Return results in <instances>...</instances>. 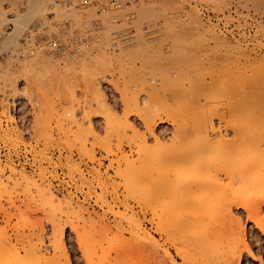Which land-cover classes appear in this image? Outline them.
<instances>
[{"label":"rangeland","instance_id":"374dc122","mask_svg":"<svg viewBox=\"0 0 264 264\" xmlns=\"http://www.w3.org/2000/svg\"><path fill=\"white\" fill-rule=\"evenodd\" d=\"M253 1L139 0V3L133 7L137 18L136 29L139 28L142 35L146 34L145 36L141 35L142 41H138L140 38V31L138 30L133 34L134 37L132 35L129 38V40L134 39V41H130L129 46H125L117 55L96 56L90 54V56H83L81 54L82 56L77 55L73 56L74 58L64 59L58 58L52 52L48 53L38 48L28 53L21 43V38L25 29L31 23L46 19L49 12L54 11L53 17L57 20L65 18L67 13H64L63 10H55L52 6V0H0V28L5 26L8 20L11 22V26L6 28L5 32L12 30L17 20L25 18L22 29L18 33L17 42H8L9 44L5 43L3 45L1 44L3 36L0 35V232L6 230L8 234V243L6 244L8 248L6 262L8 264H156L155 261L160 258L165 262L163 264H224L227 258L225 251L227 241L219 237L214 239L213 235L207 236L209 240L205 239V236H203L204 241L198 240L197 238L200 239V237H197L198 232L196 231H199V228L203 225L209 224L211 219L215 221V219L220 218V215H217V218H214L216 215H212L214 219L211 215L209 217L210 212L205 210L207 204L211 202L209 199H212V195L216 196L217 194H207L204 189L197 191V188L192 184H188V186L191 185V188H189L185 186V181L192 179V177L196 179L198 174H200L199 177H205L206 175H202L204 172L196 174L190 170L193 163L201 158L198 154L196 155L198 159L194 157L198 153L197 149H200L201 146L204 145L200 151H203L205 147H210L211 150L214 148V153L208 152L209 157L214 156L213 158H217L222 154L223 158V153L219 150L225 152L224 147L227 145L221 144V146H218L220 140L233 138L231 145L238 144L241 139L235 140V136L231 137L230 135H234L232 130L233 127L236 128L235 125H237L236 129L239 128L243 132L246 130L251 131L254 137H260V134H264V95L262 94L264 92V81L262 82L261 79V82L257 83L258 81L255 79L257 78L255 76L261 78V75H264V70L258 73L259 69H256L259 68V63L261 66L264 64V0H255L254 3ZM150 5L156 10L155 14L147 12L146 9ZM202 9L206 12L205 14L201 12ZM165 10L166 14L163 13ZM74 13L78 14L76 11ZM92 15L93 10L91 9L85 15L79 13L82 21L78 23L75 20L74 25L80 26L86 18L88 19ZM172 20L175 24L182 26L178 27L182 30V33L185 30V35L197 36L194 39L191 37V40L193 39L192 45H184L183 48V43L180 45L182 48L178 46L180 50H175L172 49L171 44L161 42L158 45L161 46L159 50L162 49L163 52L161 54L162 63H153L152 65L147 64L142 59L144 57L139 58L132 54V51L138 48L141 42L146 39L149 41L150 37L157 35V32H161L162 28L164 29L163 22L167 24L168 21L169 24L172 23ZM143 24L148 26L150 33L142 30ZM159 27H161V30H159ZM151 29H155L156 32ZM210 30L215 35L222 37L224 43L232 44V49H228L229 46H226L223 49L221 47L219 51H215L217 49L214 48L216 41L208 34ZM199 31L200 33L202 31L201 36L206 34L204 40H202L203 36L200 38L198 35ZM137 33L139 36L136 35ZM104 34L107 35V29L102 30L97 41L104 40L105 37L108 42V36H104ZM136 36L139 38L135 39ZM150 41V43L154 42L153 44H155L158 43L159 39ZM133 42L139 46L136 47ZM150 43L148 42V44ZM107 45L109 46V43ZM107 45L106 50L110 54ZM144 45L147 44L144 43ZM225 49L230 51L227 52ZM20 50L22 53L24 50L25 53L21 54ZM176 52L178 53L176 54ZM177 55L182 60H178ZM29 59L34 62L30 63L29 67L31 77L26 76V79L25 76L18 74V69L28 63ZM123 60L126 63H123L119 69H115V63ZM40 66H44L48 71L39 73L37 67ZM114 72H117L118 76L113 79V86L119 94L116 93L110 97L97 83V78L106 73L113 75ZM252 78H254V81ZM248 82L249 84L253 83L254 86L253 84L248 85ZM226 83L229 84L228 86L233 85L231 87L233 90L227 88ZM244 84L245 86L248 85V88ZM237 85L242 90L247 88V92L238 90L237 93L235 88ZM93 88L99 91L98 94L101 92L100 94L103 95L108 111L105 108L101 110L96 105L97 103H94L96 100L92 98ZM251 88H255L252 90L253 93H250L253 95L252 97L249 94L246 95L251 91ZM226 90H229L228 92L231 95L233 93L236 98L239 97L240 104L235 103L234 100H237L233 96L230 98V94L226 93ZM175 91L177 92L176 96L172 97ZM200 91L205 94L201 93L203 96L200 95ZM197 92H199L198 95ZM192 94L197 96H192L193 99L197 98L196 100L190 99ZM147 96L158 109H163L165 105L167 108H164V111L162 110L164 113L157 110L159 114L156 112L157 115L155 113L150 115V118H148L150 120L146 121L150 125L149 128L146 127L147 123L142 124L143 121L136 115L139 112L145 113L146 109L144 108L146 106L143 107L140 103L137 107L130 103L123 104L124 101L127 102L134 97L143 101ZM253 98L257 100L258 104ZM251 99L257 104V109H260L261 116H263L262 128L260 122H257L260 120L255 117H253L255 120L251 121V118H247L249 120L246 121V118L243 119L239 115L244 111L243 115L251 116L248 114L254 109L252 111L248 110L250 108L248 106L252 105H249ZM188 100H192V102H189L192 104L195 101L194 105L188 104ZM231 101L232 103H230ZM219 102L221 103L219 104ZM233 102L239 104L241 109H236L235 112V109L231 106ZM171 103L174 106L176 103L179 108L174 107ZM226 108H229V110L231 108L234 111H228ZM257 109H255V113H259ZM217 110H221V114ZM105 111L114 115L116 122L120 123L119 126L123 125L124 122L126 126V122H130L132 128L129 127L130 125L126 126L128 128L122 125L121 128L116 126L114 132L107 134V138L105 136V114L103 113ZM13 113L19 115L18 118L22 121L21 124L15 120ZM102 114L104 117L101 116ZM165 114L167 117H165ZM157 117L162 118V120L158 121L159 118ZM199 117L202 118L201 122ZM209 117L213 122L212 124L211 121L209 122ZM241 118L242 120H239ZM24 120L28 122L26 125ZM113 120L115 121V119ZM205 121L215 129L214 132L208 131L209 135L207 137H209V140H207L209 142H207L205 136L202 139V134L206 135L207 133L202 123ZM188 124L189 126L191 124V126L189 127ZM253 124L260 125L258 129L261 133L254 131V129L257 130V127L254 128L256 125L253 126ZM216 126H218V129ZM244 126L245 129L248 128L246 130L242 129ZM221 127H224V130ZM123 128H125L124 131H122ZM188 128L191 129L192 133L186 130ZM150 130H152V133ZM182 130L184 133H181ZM26 132L28 136L25 135ZM122 132L128 134L124 136ZM152 134L158 137L157 142L155 137L153 139ZM110 135L112 136L110 137ZM73 136H76L77 139ZM172 136L175 137L172 138ZM217 136L222 137V139H217ZM131 137L135 138L136 144ZM137 137L146 142L145 148L144 143L138 140ZM182 137L185 139L180 143ZM262 137V139H260L261 137L258 139L263 140L264 136ZM105 139L109 141H105ZM214 140L219 141L215 142ZM247 140L242 141L243 144L247 141L244 144L246 146L249 145V139ZM211 142H215L214 145L211 146ZM81 144H84V146L82 147ZM138 144L144 150L141 151V146ZM156 144L160 145V151H158L159 148ZM136 145L140 148V153L136 152L138 151ZM194 146L197 148H194ZM193 149L197 152H194ZM27 153L31 158V162H29L30 159ZM137 153L140 154L138 157ZM180 153H187L185 157L191 156L186 163L183 160L184 163L182 162V164L178 159L180 162L177 161L179 163H176L177 167H175L176 165L173 166L172 163H169L167 156L171 158L175 154L176 157H180L182 155ZM157 154L158 156L162 155L163 160L165 162L167 160L169 163H166L167 166H164V169H162L163 166L160 167L161 165L158 164ZM141 155L142 158H140ZM191 157L196 158L195 162ZM225 157L229 161L230 156ZM213 158L211 159L213 160ZM163 160H161V163ZM127 161H131L133 165L127 164ZM27 164L30 168L27 167ZM128 165L130 166L128 167ZM227 166L224 165V167ZM231 166H233L232 162ZM57 167L64 168L71 176L73 173L78 172L77 178L80 179V182L76 183L75 186L78 189L82 185L87 187L85 191L81 190L86 194L83 199H79L71 192L57 193L54 191L49 178L58 177ZM82 167L90 176L87 177L81 172ZM224 167L223 170H218L220 175L224 176L227 172L235 173V170L229 169V171L231 170L229 172L228 169L224 170ZM179 171H182L179 174L180 177L176 173L178 178L173 175L172 182L157 187L155 178L159 175L158 173ZM212 172L214 170L210 173L208 171L209 176L213 174ZM178 179L181 182L182 180L185 181L181 184ZM175 181L182 186L175 183ZM60 182L64 181L60 180ZM43 188L45 189L43 190ZM40 189L46 195L49 193L50 196L55 198V201L58 200L61 204V210L67 209L65 211L69 212L68 217L66 215L59 216L58 214L55 219L62 228L59 248L53 242L56 236L53 232L50 216L44 212L43 208L41 209L42 195L39 198L37 196L39 195L38 192L41 191ZM186 192L187 196H185ZM91 195H94L95 201L99 202V208L86 203V197ZM179 197H182V199ZM203 198V201L207 203L205 205L202 202ZM214 198L216 199V197ZM185 199L189 201H185ZM199 199L201 200L200 205H204V208L198 206L199 201L197 200ZM181 200L182 202H179ZM190 201L196 202L195 206L197 205V207L195 208ZM213 201L214 199H212ZM232 207L233 217L235 216V219H237V216L239 217L240 226L243 225L245 228L246 242H250L249 244L255 252L252 257L242 250L239 255L240 258L233 259L232 263L235 261L236 264L237 260V264H260L258 261V256H260L264 264V234L245 218L243 209ZM194 208L198 211L197 213L194 212ZM192 210L196 214H193ZM192 215L195 217L193 220L196 221V224L199 219L198 225L200 224V226L194 223ZM204 215H207V217ZM203 216L205 219L202 218ZM187 217H191L189 221L192 220L195 224L194 227L189 222V225L187 222H183ZM262 217L264 222V213ZM201 224L203 225L201 226ZM35 226L36 228H34ZM33 230L36 233L38 232V236L33 234ZM45 232L48 233L47 239L50 249L43 246V234ZM256 239L259 242H256ZM65 243L68 246L67 248ZM50 258H52V261H50ZM2 263L5 264V262L0 261V264Z\"/></svg>","mask_w":264,"mask_h":264},{"label":"bare ground","instance_id":"6f19581e","mask_svg":"<svg viewBox=\"0 0 264 264\" xmlns=\"http://www.w3.org/2000/svg\"><path fill=\"white\" fill-rule=\"evenodd\" d=\"M255 1V0H254ZM254 1H253V3H254ZM251 2V1H250ZM159 3H160V1H159ZM153 4V3H152ZM220 8V7H219ZM157 9V8H156ZM233 9V8H232ZM60 10H62V9H60ZM147 12L148 13H150V14H155L156 12V10L154 9V7L152 6V5H150L147 9ZM158 10V9H157ZM160 10V9H159ZM63 11H64V13H67V15L66 16H69V17H71L72 18V20L73 21H77L78 23H80V21H82L81 19L82 18H80V16H79V13L78 14H75L74 13V11H66V10H64L63 9ZM155 12V13H154ZM166 12V10L163 12V13H165ZM169 12V11H168ZM159 13V12H158ZM174 13H176V12H174ZM166 14V13H165ZM197 16V15H196ZM183 17V16H182ZM231 17V16H230ZM170 18V17H169ZM179 18V17H178ZM24 19L25 18H20L19 20H17V23H16V25H15V27L12 29V30H9V31H2V41H1V44H7L8 42H17L18 40H17V36H18V33L20 32V30L22 29V24H23V21H24ZM42 20V19H41ZM191 20V19H190ZM9 21V20H8ZM8 21H7V23H8ZM39 21V20H38ZM86 19L80 24V26H82L83 24H85L86 22ZM165 21V20H164ZM202 21V20H201ZM170 22V21H169ZM6 23V24H7ZM164 23V25H162V26H164V29L162 28V31L160 32V31H158L157 33V35H154V36H152V34H151V36L152 37H150V35L149 34H147L149 37H150V39H149V41H148V39H146L145 41H143L144 43H146L147 45H144V43L143 42H141V45L138 47L136 44H135V42H133L134 44L133 45H136V47H138V48H136V49H134L133 51H132V54H134V55H136V57H139V58H141V57H144V58H142V59H144L145 60V62L147 63V64H150V65H152L153 63H162L161 62V54H163V52H162V49L161 50H159L160 48H161V46H159L160 45V43L162 42H167L168 44H171L170 46L172 47V49H175V50H178L179 48H182L180 45H182L183 43V48H184V45H192V40L194 39V38H197V36L195 35V37H193V36H190L189 34H184L185 32V30L183 31V33L181 32L182 30L181 29H179V27L178 26H180L179 24H175L174 23V21L172 20V23L170 22L169 24H168V21H167V24H165V22H163ZM184 23V22H183ZM196 24V23H195ZM198 24V23H197ZM165 25H166V27H165ZM263 25V24H262ZM1 26V25H0ZM76 28H78V27H80V26H77V25H74ZM159 26V25H158ZM157 26V27H158ZM180 27H182V26H180ZM263 27V26H262ZM161 27H159V30H161L160 29ZM193 29V28H192ZM140 31V36H139V34L137 33L136 35H138V36H136L135 37V39L136 38H139V40L138 41H142L143 39H142V37H141V30L138 28V29H136V32L137 31ZM151 30H155V29H151ZM194 30H196V29H194ZM208 30V29H207ZM207 30H205V31H207ZM203 31V30H202ZM202 31H201V33H200V31H199V33H198V35L200 36V38L203 36V39L202 40H204V37H206V34H204V35H202L201 36V34H202ZM205 31H204V33H205ZM148 32H149V30H148ZM155 32H156V30H155ZM191 32V31H190ZM147 33V32H146ZM150 33V32H149ZM152 33V32H151ZM154 33V32H153ZM192 33V32H191ZM0 34V35H1ZM145 34V33H144ZM155 34V33H154ZM208 34H210L211 35V37H212V39L213 40H215L216 41V43H215V51H219L220 50V48L222 47V49L223 48H225L226 46L228 47V49H232L231 48V46H233L232 44H226V42L224 43L223 42V39H222V37H220V36H218V35H215L214 33H212V30H210L209 32H208ZM146 35V34H145ZM145 35H142V36H145ZM193 35V34H192ZM104 36H108V35H105L104 34ZM147 36V37H148ZM133 37H134V35H133ZM148 37V38H149ZM191 37H193V39L191 40ZM211 37H209V38H211ZM145 38V37H144ZM155 39V41H157V39H159V41H158V43L156 42L155 44H153V43H150L151 41L150 40H154ZM107 39L104 37V40H101V41H96V42H93L92 44H91V46L88 48V49H86L85 51H84V53H82V55L83 56H87V55H89L90 56V54H94V55H96V56H110L112 53H107V50H106V45L108 44V42L106 41ZM134 41V39H131L130 41ZM148 42L150 43V44H148ZM19 43V42H18ZM0 44V45H1ZM9 44V43H8ZM138 44V43H137ZM140 44V43H139ZM159 44V45H158ZM167 45V44H166ZM129 46V45H128ZM164 46V45H163ZM178 46H179V48H178ZM13 47H14V45H13ZM109 46L107 45V48H108ZM160 47V48H159ZM170 47V48H171ZM234 47H235V45H234ZM237 47V46H236ZM16 48V47H15ZM167 48V47H166ZM177 48V49H176ZM13 49V48H12ZM36 49V48H35ZM34 49V50H35ZM39 50H42L41 48H38ZM226 50L227 52H229L230 50ZM21 50H22V46H21ZM20 50V51H21ZM180 50V49H179ZM214 50V49H213ZM19 51V52H20ZM28 51V53L29 52H33V50L32 51H30V50H27ZM26 51V52H27ZM42 51H44V50H42ZM223 52H224V50H222ZM15 52H16V50H15ZM46 52H48L49 53V51H46ZM175 52V51H174ZM25 53V51L23 50V53H22V51H21V54H24ZM27 53V54H28ZM165 53V52H164ZM178 52H176V54H177ZM37 55H39V54H37ZM81 55V54H80ZM81 55V56H82ZM178 56V55H177ZM180 56H178L177 58H178V60L180 59L179 58ZM70 58H74V57H70ZM138 58V59H139ZM173 58V57H172ZM176 58V59H177ZM14 59H15V57H14ZM32 59V58H31ZM64 59H68V58H64ZM18 60V59H17ZM30 60V59H29ZM28 60V63H26V64H24L22 67H20V69H18L19 70V75L20 76H27L28 78L29 77H31V73H30V71H29V67H30V63L32 64L34 61L33 60H30L29 61ZM180 60H182V59H180ZM263 61V60H262ZM163 63H165V62H163ZM164 65V64H163ZM259 65V68L257 67ZM256 67V69H259V71H258V73L259 72H262L263 70H264V64H263V66H261L260 65V63L258 64ZM160 66H162L161 64H160ZM261 67V68H260ZM263 68V69H262ZM260 69H261V71H260ZM37 70L39 71V73H43V72H46V71H48V69H46L44 66H40L39 68L37 67ZM37 71V72H38ZM228 71V70H227ZM226 71V72H227ZM257 72V71H256ZM264 72V71H263ZM258 73H255L256 75L258 74ZM45 74V73H44ZM223 74V73H222ZM263 74V73H262ZM261 75V74H260ZM229 76V75H228ZM251 76V75H250ZM249 76V77H250ZM264 75H261V78H258V76H255V77H257V78H255V79H257V83H260L261 81V79H262V82L264 81L263 79H264V77H263ZM27 77H26V79H27ZM252 77V76H251ZM263 77V78H262ZM253 79V81H254V78H252ZM251 79V80H252ZM259 79V80H258ZM82 80H83V78H82ZM216 80V79H215ZM247 81V80H246ZM226 82V81H225ZM224 82V83H225ZM239 82V81H238ZM250 82V81H249ZM249 82H248V85H252V84H249ZM216 83V82H215ZM223 83V84H224ZM228 83H230V82H228ZM244 83H245V81H244ZM256 83V82H255ZM264 83V82H263ZM227 84V83H226ZM231 84V83H230ZM240 84V83H239ZM201 85H203V84H201ZM206 85V84H205ZM229 84H227L226 85V87L228 88L229 87V89L233 86H228ZM248 85H246L245 86V84H244V86L245 87H247L248 88ZM262 85V84H261ZM253 86H254V84H253ZM253 86H251V87H253ZM255 86H256V84H255ZM96 87V86H95ZM237 87H238V85H237ZM237 87H235L237 90H236V92L238 93V90H241V91H243L242 89H240L239 87L237 88ZM243 87V86H242ZM245 87H243V88H245ZM250 87V86H249ZM234 88V89H235ZM246 88V89H247ZM94 89V88H93ZM232 89V88H231ZM230 89V90H231ZM244 90V91H246L247 92V90ZM255 88H251V91L249 92V93H247L246 95H251L250 93L252 92L253 93V91L252 90H254ZM263 89H264V85H263ZM189 90V89H188ZM233 90V89H232ZM186 91V90H185ZM229 91V90H228ZM227 90H226V93L228 92ZM263 91V90H262ZM98 92L99 91H97L96 90V88L92 91V98L94 99V100H96V101H94V103L96 104V105H98L99 106V108L102 110V109H104L105 108V110L106 111H108L107 109V107H106V102H105V99H104V97H103V95L102 94H100V95H102V96H100L99 94H98ZM180 92V91H179ZM188 92V91H187ZM193 93H194V91H192ZM196 92V91H195ZM172 94L174 93V92H171ZM176 91H175V94H173L172 95V97H174V96H176ZM181 93V92H180ZM183 93V92H182ZM198 93L199 92H197L196 94L198 95ZM205 94L203 91H200V95H202V94ZM225 93V94H226ZM229 94H230V92H228ZM232 93V92H231ZM170 94V93H169ZM169 94H167V95H169ZM224 94V95H225ZM262 94L264 95V92H262ZM165 95V94H164ZM187 95V93L185 94V96ZM194 94H192L190 97V99H193V97L195 96H193ZM238 95V94H237ZM240 95V94H239ZM255 95V94H254ZM170 96V95H169ZM193 96V97H192ZM203 96V95H202ZM230 96V98H231V96H233L237 101H238V98H236L235 96H234V94L232 93V95L230 94L229 95ZM253 95H251V97H252ZM257 96V95H256ZM195 97H197V96H195ZM225 98H226V96H224ZM228 97V96H227ZM167 98V97H166ZM170 99V98H169ZM174 99V98H173ZM195 99V98H194ZM193 99V100H194ZM197 99V98H196ZM195 99V100H196ZM250 99V97L248 98V100ZM254 100H255V98H253ZM256 99H258V98H256ZM170 100H172V99H170ZM186 100V99H185ZM252 100V99H251ZM250 100V102H249V105L250 104H252V105H250V106H248V107H250V108H248V110L249 111H252V109H253V111L252 112H248V114H250L249 116L250 117H248V115H243V113H244V111H242L241 113L242 114H239V115H241L242 117H243V119H247V118H251L250 120L252 121V120H255V118L257 119V120H260V121H257V122H260V124H261V128H262V125H263V122H262V119H263V116H261V111H259L260 109H257V104H258V102H257V100H255V102L257 103H255V102H253L254 100H252L251 101ZM141 100H138L137 98H132V99H130L129 101H127V102H123V104H125V103H130V104H133V106H135V107H137L138 105H139V103L140 104H142V106L144 107V106H146L144 109H146L145 110V113L144 112H142V113H137L136 115H138V117H139V119L140 120H142L143 122H142V124L143 123H147L146 121H148V120H150V119H148V118H150V115L151 114H153V113H155V115H157L156 114V112L158 113L159 111H157V110H165V109H167L166 108V105L164 106V108L162 109V108H159L158 109V107H155V105L154 104H152L151 102H150V100H149V96H147V98H145L143 101H141ZM228 101V100H227ZM227 101H226V103H227ZM230 101V100H229ZM237 101H235L234 100V102L235 103H239L240 104V98H239V101L237 102ZM182 102V101H181ZM189 102H192V100H188V104H192V103H189ZM202 102V101H201ZM222 102V101H221ZM221 102H219V104L221 103ZM233 102V104H231V106L235 109V112L237 111L236 109H239L240 108V105L239 104H235ZM248 102V101H247ZM253 102V103H252ZM185 103H187V102H185ZM194 103H195V101H193V104L192 105H194ZM200 103V102H199ZM225 103V104H226ZM230 103H232V101L230 102ZM172 104V103H171ZM179 104V103H178ZM218 104V105H219ZM228 105H230L229 103H227ZM248 104V103H247ZM255 105V107H254V105ZM173 105V104H172ZM179 105H181V104H179ZM191 105V106H192ZM217 105V106H218ZM174 106V105H173ZM175 106H177L178 108H179V106L178 105H176V103H175ZM174 106V107H175ZM189 106V105H188ZM239 106V107H238ZM251 106H252V108H251ZM177 107H176V111H177ZM185 107H187V106H185ZM227 107V106H226ZM238 107V108H237ZM171 108V107H170ZM188 108V107H187ZM217 108V107H216ZM258 108H259V105H258ZM172 109L174 110V108L172 107ZM186 109V108H185ZM227 109V108H226ZM241 109V108H240ZM243 109V108H242ZM255 109H257L258 111H259V113L258 112H256V113H258V114H256L254 111H256ZM178 110H180V109H178ZM228 111H230V110H232V111H234L233 109H231L230 108V110H229V108L227 109ZM103 112L105 115V117L103 116V114L101 115V116H103L104 117V119H105V124H106V129H105V136H107V134L109 135V134H111L112 132H114V130H115V128H116V126H119V122L117 123L116 122V118H114V115L112 114V113H110V114H108L109 112ZM162 111V112H163ZM170 111V110H169ZM212 111H214V110H212ZM218 111V113H220L221 114V110L219 111V110H217ZM239 111H241V110H239ZM174 112V111H173ZM178 112V111H177ZM177 112H175V113H177ZM216 112V111H215ZM108 115H107V114ZM164 113V112H163ZM165 113H166V111H165ZM170 113V112H169ZM217 113V112H216ZM231 113V112H230ZM239 113V112H238ZM247 112L245 111V114H246ZM252 113V114H251ZM132 114V113H131ZM159 114V113H158ZM219 114V115H220ZM223 114V113H222ZM260 114V115H259ZM213 115H214V113H213ZM212 115V116H213ZM235 115V114H234ZM254 115V116H253ZM153 117H154V115H152ZM258 116H261V117H258ZM153 117H151L152 119H153ZM160 117V116H159ZM159 117H157V118H159ZM165 117H167L166 116V114H165ZM210 117H211V115H210ZM210 117H209V122L211 121L210 120ZM214 117V116H213ZM216 117H217V115H216ZM253 117H255L254 119H253ZM169 118V117H168ZM200 119H199V121L200 120H202V118L201 117H199ZM223 118V117H222ZM113 119H115V121L113 120ZM206 119H208V118H206ZM156 120V119H155ZM155 120H153V121H155ZM158 121L159 120H162V118H159V119H157ZM228 120V119H227ZM234 120V119H233ZM239 120H242V118L241 119H239ZM249 119H247L246 121H248ZM244 121V120H243ZM263 121H264V119H263ZM115 122V123H114ZM201 122V121H200ZM117 123V124H116ZM130 123V122H129ZM128 122H126V124L129 126L130 124H129ZM155 123V122H154ZM203 123V125L205 126H203L204 127V129H206V131H207V133H206V135H203L202 134V139H203V136H205L206 137V140L209 138V137H207L208 135H209V132L208 131H210V132H214L215 131V129L213 128V126L211 125L213 122L211 121V124L209 123L208 124V122H202ZM237 123V122H236ZM242 123V122H241ZM256 123V122H255ZM76 124V123H75ZM125 124V122L123 123V127L125 126L124 125ZM148 124V123H147ZM146 124V127H148L149 128V124L147 125ZM160 124V123H159ZM200 125H202L201 123H199ZM238 124V123H237ZM240 124V123H239ZM259 124V123H258ZM77 125V124H76ZM119 126L120 128L122 127V126ZM126 125V126H127ZM132 125V124H131ZM129 126V127H131L132 128V126ZM153 125V124H152ZM256 125V126H255ZM125 126V127H126ZM184 126V125H183ZM188 126H189V124H188ZM190 126H191V124H190ZM189 126V127H190ZM236 126V128H237V125H235ZM252 126V125H251ZM253 126H255L254 128H256L257 127V130H255L254 129V131L256 132V133H258V132H260L261 133V131H260V129H258V126H260V125H257V124H253ZM252 126V127H253ZM60 127V126H59ZM75 127V126H74ZM77 127H78V125H77ZM115 127V128H114ZM119 127H118V129H119ZM144 127H145V124H144ZM181 127V126H180ZM264 127V126H263ZM126 128H128V127H126ZM184 128V127H183ZM200 128H201V126H200ZM216 128L218 129V126H216ZM222 128V127H221ZM224 128V127H223ZM222 128V129H223ZM236 128H234L233 127V130H232V132L234 133V135L233 134H230L231 135V137L233 136H235L234 138H235V140L236 139H238V138H240L241 140L240 141H238V144H234V145H231L232 144V142H233V138L232 139H225V138H223L222 139V137L221 138H219L218 136H217V139H222L223 140V142H221L222 140H217V141H219L218 143H219V145L218 146H221V144H224V146H225V144L227 145V146H225L224 148L223 147H220V148H223L224 150H225V152H223V150L221 151V150H219L220 148H217L220 152H222L223 153V158H222V154L220 155V156H218L217 158L215 157V158H213V157H209L210 156V154H208V152L210 153V152H213L214 150V148L211 150V148L210 147H205V148H203V151H200V149L202 150V148L201 147H204V145L203 146H201L200 147V149H197L198 150V153H196L195 154V156L194 157H196V155L198 154V156H199V158L200 159H198V157H196L198 160L195 162L194 160L196 159V158H194V157H191L192 159H193V161L195 162V163H193V165L191 166V169L190 170H192V171H194V173H196V174H198V173H201V172H204V174H202L203 176L205 175V177H199L200 176V174H198V177L195 179H193V177H192V179L190 178L188 181H185V180H182V182H181V180L180 179H178V182L179 183H181V184H183L184 182L183 181H185V186H188V184H192V186H195L196 188H197V191L200 189V190H205V192L207 193V194H209L210 193V195H212V194H217L216 196L215 195H212L211 197H212V199H214V201L212 202V199L210 198L209 200L211 201V202H209L208 204L207 203H205L203 200H204V198L202 199V202H204L203 204L205 205V204H207L208 206L207 207H205V210L206 211H208V212H210V214H208V216L210 217V215H211V217L213 218V216L212 215H216L214 218H217L218 216L217 215H220V218H218V220H216L215 219V221H213L212 219H211V221L209 222V224H207L206 226L205 225H203V224H201V226L202 227H200L199 228V231L198 230H196L198 233V235H197V237H200V239L199 238H197L198 240H205V239H208L209 237H207L208 235L209 236H212L213 235V238L214 239H216V238H221V239H225L226 241H227V243H226V253H227V258H226V260H225V262H224V264H231L232 263V261H233V259H238V257H239V255L241 254V251L243 250L247 255H250V256H254V251L252 250V246H251V244H249L248 242H246V239H245V228L243 227V225L242 226H240L241 224H240V220L238 219L239 217L237 216V219H235L234 217H233V215H232V213H231V211H232V206H234L235 208H241V209H243L244 210V215H245V218L246 219H248L249 221H251L253 224H254V226L256 227V229L257 230H259L262 234H264V222H263V213H264V139L263 140H260V139H262L263 137L262 136H264V134H260V137H258V136H253V133L251 132V131H249V130H246L248 127H246V129H245V126H244V128L242 127V129H245L246 131H241V130H239V128L238 129H236ZM124 129L125 128H123V130L122 131H124ZM220 129V128H219ZM73 130V129H72ZM186 130H189V128L188 129H186ZM191 130V129H190ZM189 130V131H190ZM224 130V129H223ZM68 131V130H67ZM71 131V130H70ZM132 131H133V129H132ZM131 131V132H132ZM151 131V133H152V130H150ZM205 131V132H206ZM219 131V130H218ZM258 131V132H257ZM107 132V133H106ZM119 132V131H118ZM175 132V131H174ZM221 132V131H220ZM65 133V132H64ZM123 133V135L124 136H126L127 134H126V132H125V134H124V132H122ZM158 133V132H157ZM181 133H184V131L182 130V132ZM180 133V134H181ZM190 133H192L191 131H190ZM231 133V132H230ZM67 134H68V132H67ZM138 134V133H137ZM66 135V134H65ZM114 135V134H113ZM122 135V134H121ZM120 135V136H121ZM155 135V134H154ZM257 135H259V134H257ZM262 135V136H261ZM77 136V135H76ZM76 136H73V138L75 137L76 138ZM112 135H110V137H111ZM129 136V135H128ZM139 136V135H138ZM161 136H162V134H161ZM191 136H193V135H191ZM222 136V135H221ZM229 136V135H228ZM152 137H153V139H154V137L155 136H153V134H152ZM175 137V136H174ZM173 136H172V138H174ZM177 137V136H176ZM183 137H185V136H183ZM182 137V138H183ZM190 137V136H189ZM216 137V136H215ZM214 137V138H215ZM257 137V138H256ZM107 138H108V136H107ZM131 138H133V140L135 139L134 137H131ZM138 138V140H141L139 137H137ZM186 138V137H185ZM185 138H183L181 141H180V143H182V141H184V139ZM188 138V137H187ZM213 138V139H214ZM230 138V137H229ZM254 138H256V139H254ZM258 138H260V139H258ZM77 139V138H76ZM157 139H158V137L156 136L155 137V141L157 142ZM212 139V138H211ZM247 140V139H249V145L248 146H246V145H244L247 141H245V143L243 144L242 143V141L243 140ZM66 140V139H65ZM107 139H105V141H106ZM132 140V141H133ZM160 140V139H159ZM209 140V139H208ZM207 140V142H209ZM239 140V139H238ZM250 140H252L251 142H252V144H250L251 142H250ZM77 141V140H76ZM107 141H109V140H107ZM127 141V140H126ZM131 141V140H130ZM211 141V140H210ZM215 142H217L216 140H214ZM70 142V141H69ZM128 142V141H127ZM141 142H143L142 140H141ZM155 142V143H156ZM203 142V141H202ZM201 142V143H202ZM215 142H213V143H215ZM82 143V142H81ZM134 143L136 144V141L134 140ZM140 143V142H139ZM144 143V144H143ZM142 144L143 145H145L144 146V148L146 147V145L147 144H145L146 142H143ZM200 143V144H201ZM212 142H211V146L212 145H214ZM217 143V144H218ZM76 144V143H75ZM99 144V143H98ZM128 144H129V142H128ZM202 144H204V143H202ZM82 145V144H81ZM101 145V144H100ZM139 145V144H138ZM156 145H158V148L160 147V145L159 144H156ZM84 146V144L82 145V147ZM139 146H141V145H139ZM207 146H208V144H207ZM136 148H138V146L136 145ZM187 148V147H186ZM194 148H197V147H195L194 146ZM199 148V147H198ZM210 148V149H209ZM139 149L140 148H138V151H136V152H139ZM142 146H141V151H142ZM192 149V148H191ZM144 150V149H143ZM161 149L159 148L158 149V151H160ZM194 150V149H193ZM192 150V151H193ZM206 150V151H205ZM107 151L108 152H110V150L109 149H107ZM140 151V152H141ZM207 152V153H205V152ZM139 152V153H140ZM194 152H197L196 150H194ZM205 154H204V153ZM139 153H137V157H138V155H140ZM157 153V152H156ZM159 153V152H158ZM188 153H190V152H188ZM201 153H203V154H201ZM214 153V152H213ZM212 153V154H213ZM142 154V153H141ZM145 155L147 154L146 152L144 153ZM144 154H142V155H144ZM160 154V153H159ZM180 154H182V155H184V156H180V157H176V155L174 154V156L173 157H169L168 158V156H167V159H168V161H170L169 163H172L173 164V166L174 165H176L175 167H177V164L176 163H179L180 161H181V164H182V162H183V160H184V162L186 163L188 160H189V158H190V156L188 157H185V154H187V153H180ZM191 154V153H190ZM142 155L140 156V158H142ZM230 156L229 158L231 159H229V161H227L226 160V157L225 156ZM203 156V157H202ZM152 157V156H151ZM166 157V156H165ZM225 157V158H224ZM211 158H213V160L211 159ZM143 159H145V158H143ZM154 159V158H153ZM164 159V157L161 155H159L158 156V154H157V160H158V164L159 165H161L160 167H162L163 166V168L162 169H164V166H167V164L166 163H168L167 162V160H166V162H165V160H163ZM180 161H179V160ZM187 159V160H186ZM146 160V159H145ZM150 160H152V159H150ZM161 160H163V162L161 163ZM224 160H226V161H224ZM143 161V160H142ZM159 161H160V163H159ZM177 161H179V162H177ZM154 162V161H153ZM152 162V163H153ZM183 162V163H184ZM231 162H232V165L233 166H231ZM127 164H130V165H133L132 163H131V161L129 162V161H127L126 162ZM164 163V164H163ZM168 163V164H169ZM175 163V164H174ZM227 163L229 164L228 166H227ZM154 164H156V163H154ZM158 164H156V166H159ZM130 165H128V167L130 166ZM135 165V164H134ZM224 165H226L227 167H224ZM155 166V165H154ZM190 166V165H189ZM231 168H230V167ZM133 167V166H132ZM159 167V168H160ZM186 167V166H185ZM223 167H224V170H227V171H229V169H232L233 171L235 170V173H228L227 172V174L225 173V175L223 176V175H220V173H219V171L218 170H220V169H222L223 170ZM131 168V167H130ZM134 168V167H133ZM157 168V167H156ZM158 168V170L160 171V169ZM188 168H190V167H188ZM132 169V168H131ZM154 169V168H153ZM161 169V170H162ZM165 169H166V167H165ZM179 170H180V168H178ZM173 170V169H172ZM214 170V172H212L213 174H211V176H209V173H210V171H213ZM197 171V172H196ZM206 171V172H205ZM208 171H209V173H208ZM231 171V170H230ZM229 171V172H230ZM152 172V171H151ZM182 172V171H181ZM180 171L179 172H172V173H164V174H160V173H158V174H156V175H158L155 179H156V184H157V187L159 188V187H161V186H163L164 184H167L168 182L170 183V181L173 179V175H176L175 177L176 178H178L177 177V174H178V176H179V174L181 173ZM191 172V171H190ZM154 173H156V172H154ZM177 173V174H176ZM193 173V174H194ZM186 174V173H185ZM189 174V173H188ZM192 174V175H193ZM208 174V175H207ZM223 174V173H222ZM181 176V175H180ZM179 176V177H180ZM189 177H191V176H189ZM22 179V178H21ZM184 179V178H183ZM154 180V179H153ZM177 180V179H176ZM187 180V179H186ZM172 182V181H171ZM168 183V184H169ZM175 183H177L176 181H175ZM35 184V183H34ZM178 184V183H177ZM187 184V185H186ZM36 185V184H35ZM178 185H180V184H178ZM177 185V186H178ZM29 186H30V183H29ZM37 186V185H36ZM180 186H182V185H180ZM191 186V185H190ZM190 186H188L189 188H191ZM42 187V186H41ZM179 187V186H178ZM187 187V188H188ZM194 187V188H195ZM188 188V190H190ZM195 188V189H196ZM45 188H43V190H44ZM180 189V188H179ZM185 190H186V188H184ZM41 190V191H40ZM40 190H38V191H40V192H38L39 193V195H37L38 196V198H39V196L40 195H42L41 196V198H42V200L43 201H41L42 202V204H41V209L43 208V210H44V212H46L49 216H50V220H51V222H52V224H53V232H54V234H55V236H56V238H54V241L53 242H55L56 243V247L57 248H59V246H60V236H61V233H62V228L60 227V225L58 224V221H55V219H56V217H57V215L59 214V216H61V215H66V217H68L69 216V212L68 211H65V210H67V209H62L61 210V204H60V202L58 201H55V198H53L52 196H50L49 195V193L46 195V193L45 192H43V190L42 189H40ZM187 190V191H188ZM193 190V189H192ZM199 190V191H200ZM46 191H48V190H46ZM182 191V190H181ZM191 191V190H190ZM196 191V192H197ZM185 192V191H184ZM203 192V191H202ZM41 193V194H40ZM199 193V192H198ZM198 193H197V196H198ZM212 193V194H211ZM33 194V193H32ZM31 194V195H32ZM179 194V193H178ZM184 194V193H183ZM182 194V195H183ZM189 194V193H188ZM191 194V193H190ZM192 195V194H191ZM44 196H46V197H48V198H46V197H44ZM177 196V195H176ZM179 196V195H178ZM185 196H187V192L185 193ZM189 196V195H188ZM183 197V196H182ZM182 197H179L180 199H182ZM196 197V196H195ZM214 197H216V199L214 198ZM176 198V197H175ZM31 199V198H30ZM178 199V198H177ZM31 200H33V199H31ZM183 200H184V198H183ZM36 201V200H35ZM185 201H189V200H186L185 199ZM197 201H199V207H203L204 205H200V203H201V200L199 199V200H197ZM179 202H182V200L181 201H179ZM191 202V201H190ZM65 203H67V201H65ZM65 203H63V204H65ZM69 203V202H68ZM191 203H193L194 204V206H195V204H196V202L194 203V201H192ZM211 203V204H210ZM188 204V203H187ZM66 205V204H65ZM189 205V204H188ZM67 206V205H66ZM191 206V205H190ZM197 207V205L195 206V208ZM65 208V207H64ZM194 208V212H198L196 209ZM204 208V207H203ZM202 210V209H201ZM204 210V209H203ZM71 212V211H70ZM192 213H193V210H192ZM196 213H193V214H196ZM200 213V212H199ZM202 213V212H201ZM203 213H204V211H203ZM203 213H202V215H203ZM71 215V214H70ZM76 215V214H75ZM205 216V215H204ZM202 217V218H204L205 219V217H207V215L205 216V217ZM194 217V215H192V220L193 219H195V217ZM208 217V218H209ZM191 217H187V219L186 218H184V219H186V220H184L183 222L184 223H186L187 222V224H188V222L191 224V225H193V227H194V225L196 224L195 222V220H193L194 221V223L192 222V220L191 221H189V219H190ZM199 218V217H198ZM213 218V219H214ZM7 219H8V217H7ZM7 219H5V220H7ZM182 220H183V218H181ZM201 219V218H200ZM203 219V220H204ZM5 220H4V222H5ZM196 220H197V218H196ZM198 221H199V219L197 220V224L196 225H198ZM8 222V221H7ZM183 223V224H184ZM199 223H201V222H199ZM206 223H208V222H206ZM206 223H204V224H206ZM7 224V223H6ZM189 225V224H188ZM198 226H200V224L198 225ZM197 227V226H196ZM34 228H36V226L34 227ZM198 228V227H197ZM39 229H40V227H39ZM95 229V228H94ZM203 229V230H202ZM38 230V229H37ZM34 231L35 230H33V234H36V236H38V232L36 233V231H35V233H34ZM40 231V230H39ZM202 234V237H201V234ZM194 234H195V231H194ZM203 236H205L206 238L205 239H203L204 237ZM59 237V238H58ZM195 238V237H194ZM211 238V237H210ZM212 238V239H213ZM259 238V237H258ZM257 238V239H258ZM213 239V240H214ZM256 239V242L258 241ZM196 240V239H195ZM209 240V239H208ZM213 240H212V242H213ZM218 240V239H217ZM259 242V241H258ZM8 243V234H7V232H6V230H3V231H1L0 232V261H3V262H5V264L7 263L6 262V260L8 259V248H7V246H6V244ZM54 243V244H55ZM261 247V246H260ZM56 248V249H57ZM263 248V247H262ZM261 250V249H260ZM31 253H33V251H31ZM243 253V252H242ZM244 254V253H243ZM258 255V254H257ZM160 257V256H159ZM157 258V257H156ZM240 258V257H239ZM51 260L50 261H52V258H50ZM158 259V258H157ZM262 257H260V256H258V261H259V263L260 264H263L262 263ZM231 261V262H230ZM163 260H161V258L160 259H158L157 261H155V263L156 264H163ZM230 262V263H229ZM235 262V261H234ZM232 263V264H235V263ZM237 260H236V264H237ZM165 263V262H164ZM3 264V263H2ZM8 264V263H7Z\"/></svg>","mask_w":264,"mask_h":264},{"label":"built area","instance_id":"2783aa9c","mask_svg":"<svg viewBox=\"0 0 264 264\" xmlns=\"http://www.w3.org/2000/svg\"><path fill=\"white\" fill-rule=\"evenodd\" d=\"M138 3L139 0H52V6L55 10L64 9L68 12L76 11L85 15L91 9L93 15L88 19L86 18L85 24L76 28L71 17L66 16L57 20L53 17L54 11H51L47 14L46 19L33 22L25 29L21 43L26 50L32 51L35 48H41L44 51L52 52L58 58H70L84 53L94 41L99 40L102 30L107 29L109 51L113 55H117L125 46L129 45V38L136 32L137 18L133 6ZM201 12L206 13L203 9ZM10 26L11 22L8 21L5 26L0 28V34ZM142 30L147 32L148 26L143 24ZM123 63L126 62L123 60L115 63L114 68L119 69ZM117 76L118 73L114 72L113 75L106 73L97 78V83L110 97L116 93L119 94L113 86V79ZM13 116L16 121L22 123L18 118L19 115L13 113ZM24 122L25 125L28 123L26 120ZM25 135L28 136V133L26 132ZM27 156H29L28 153ZM28 158L31 162L30 156ZM27 167L30 168L28 164ZM56 170L58 177L49 178L54 191L57 193L71 192L79 199H83L86 194L82 191H85L87 187L82 185L78 189L75 186L76 183L80 182V179L77 178L78 172L71 176L64 168L57 167ZM81 172L87 177L90 176L83 167ZM60 180L64 182H60ZM85 201L90 206L99 208V202L95 201L94 195L87 196ZM47 234V232L43 234V246L50 249ZM65 246L68 247L66 243Z\"/></svg>","mask_w":264,"mask_h":264}]
</instances>
